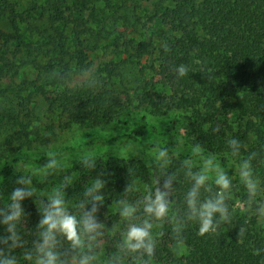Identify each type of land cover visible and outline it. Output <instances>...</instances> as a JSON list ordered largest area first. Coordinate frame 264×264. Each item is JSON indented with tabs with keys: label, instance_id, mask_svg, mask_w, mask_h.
I'll return each mask as SVG.
<instances>
[{
	"label": "trees",
	"instance_id": "1",
	"mask_svg": "<svg viewBox=\"0 0 264 264\" xmlns=\"http://www.w3.org/2000/svg\"><path fill=\"white\" fill-rule=\"evenodd\" d=\"M25 1L27 8L22 10L13 0H0V24L10 27L0 28V206L8 203L19 174L38 172L44 161L29 153L41 139L35 123L41 108L61 131L119 122L134 106L156 117L175 114L168 130H183L184 147L165 169L155 161L99 156L96 170L77 162L63 172L59 186L64 177H72L65 189L70 206L83 199L96 175L105 176L101 222L115 231L106 229L101 240L104 259L124 228L117 212L119 200H142L170 173L176 177L172 215L179 216L191 186L182 161L191 157L197 171L202 158L214 153L231 176L236 165L226 153L232 137L245 145L242 156L264 155V0L161 2L151 17L159 46L141 34L143 3L149 0ZM108 40L117 60L93 72L91 56ZM181 64L188 67V75L177 78L175 68ZM89 72L93 73L87 81L70 86L76 76ZM141 123L124 136L89 134L82 149L142 144L150 128ZM195 144L202 151L192 156ZM142 146L145 151L161 149ZM257 172L264 177V164H257ZM234 180L228 201L231 221L204 236L190 223L179 237L174 221L163 222L154 232L152 264H264V219L248 210L238 174ZM127 186L133 190L125 192ZM36 205L24 203L29 216L21 227L25 246L31 245L39 220Z\"/></svg>",
	"mask_w": 264,
	"mask_h": 264
},
{
	"label": "clouds",
	"instance_id": "2",
	"mask_svg": "<svg viewBox=\"0 0 264 264\" xmlns=\"http://www.w3.org/2000/svg\"><path fill=\"white\" fill-rule=\"evenodd\" d=\"M188 67L181 64L175 68L177 78L188 75ZM215 131H219L217 128ZM134 145H114L112 153L119 158L121 152L131 151ZM228 152L235 163L233 175H228L221 167L216 154L208 153L199 162L198 170L193 171V159L182 161L186 178L191 186L184 196L182 215H172V193L176 177L166 174L158 179L154 190H149L143 199L129 202L121 199L117 202V212L123 223L121 238L112 253L104 259L100 247L105 230L115 231L101 222L102 209L105 206L107 181L103 173L95 176L84 190L83 199L70 206L65 189L72 183V177H64L63 184L52 188L37 207L38 199L32 176L20 175L15 187L8 195V203L0 206V264H152L156 249L155 229L165 221H174L173 231L179 237L188 224L197 226L198 234L216 233L222 224L232 218L228 201L233 191L234 177L246 193L248 210L258 219H264V177L257 172V164H264V155L249 152L242 156L245 145L236 137L227 140ZM107 146V152L109 151ZM202 148L195 144L192 156ZM155 159L161 169L170 165L169 151L161 148ZM97 158L89 152L80 158L79 164L91 170L97 168ZM61 168L56 158L47 159L40 166V172L47 176ZM133 190L127 186L125 192ZM34 200L39 220L30 246H25L21 227L29 216L24 207L25 201ZM243 229L239 234H243Z\"/></svg>",
	"mask_w": 264,
	"mask_h": 264
},
{
	"label": "rangeland",
	"instance_id": "3",
	"mask_svg": "<svg viewBox=\"0 0 264 264\" xmlns=\"http://www.w3.org/2000/svg\"><path fill=\"white\" fill-rule=\"evenodd\" d=\"M13 1L19 4L22 10L27 8L25 0ZM165 1L167 0H149L143 3V29L141 30V34L147 41L153 40L158 46L160 45L158 29L156 24L151 21V17L154 14L156 5ZM0 28L5 31L10 30V27L5 23H1ZM110 43V40H108V42H102L100 49H98L91 56L94 63L93 72L99 65L117 60L113 52V48L110 47ZM93 72H89L84 76H76L70 83V86L75 87L87 81ZM135 107L136 106H134L128 115L121 118L119 122L104 125L103 127L74 126L68 131H61L58 128L57 122L51 119V116L47 113L45 108L39 109L36 112L35 123L41 133V139L36 140V143L34 144L35 151L33 153H29L34 154L36 158L44 159L41 166L47 162V159L54 157L60 161L61 168L53 174L47 176L40 172V168L38 172L31 171V175L36 178L39 185L35 186L37 197H44L52 188L59 186V181L63 172L71 169L75 163L79 162L81 157L88 155L89 152L94 153L96 158L99 156H104L105 158H117L112 153L113 146L109 147L110 150L108 152L107 147L83 150L82 148L84 147L87 135L89 134L100 133L105 136H124L134 133L142 124L141 122L145 121L150 130H148L142 144L150 145L151 147L167 148L168 151H171L169 153L170 159L173 155L182 151L184 147L183 130H181V128H178L177 130L174 129L170 132L168 130L175 114L156 117L151 115L149 112H145L144 109H137ZM179 114L180 113L177 115L179 116ZM129 144L134 145L135 147L127 153L121 152L119 154L120 159H139L146 163L153 161L158 162L155 159L157 151H155L154 148L148 147V151H145L141 143L137 144L134 142L121 143L117 145L123 146ZM233 165H235V163H233ZM30 201L32 202L34 200Z\"/></svg>",
	"mask_w": 264,
	"mask_h": 264
}]
</instances>
